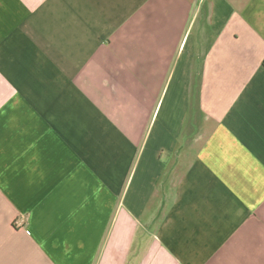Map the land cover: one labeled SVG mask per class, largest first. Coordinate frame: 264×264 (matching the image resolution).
Segmentation results:
<instances>
[{
	"label": "crops",
	"instance_id": "1",
	"mask_svg": "<svg viewBox=\"0 0 264 264\" xmlns=\"http://www.w3.org/2000/svg\"><path fill=\"white\" fill-rule=\"evenodd\" d=\"M0 264H264V0H0Z\"/></svg>",
	"mask_w": 264,
	"mask_h": 264
}]
</instances>
